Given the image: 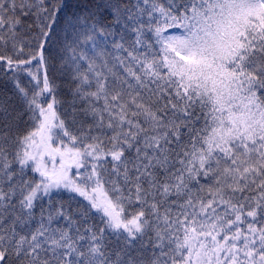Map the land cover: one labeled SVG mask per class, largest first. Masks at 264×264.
<instances>
[{"label": "snow or ice", "instance_id": "6c2138e0", "mask_svg": "<svg viewBox=\"0 0 264 264\" xmlns=\"http://www.w3.org/2000/svg\"><path fill=\"white\" fill-rule=\"evenodd\" d=\"M0 264H264V0H0Z\"/></svg>", "mask_w": 264, "mask_h": 264}, {"label": "trees", "instance_id": "16d2710c", "mask_svg": "<svg viewBox=\"0 0 264 264\" xmlns=\"http://www.w3.org/2000/svg\"><path fill=\"white\" fill-rule=\"evenodd\" d=\"M58 75V79L60 78V76H59V74H57Z\"/></svg>", "mask_w": 264, "mask_h": 264}]
</instances>
